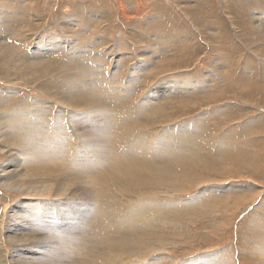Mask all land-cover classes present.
Returning <instances> with one entry per match:
<instances>
[{"label": "rangeland", "instance_id": "obj_1", "mask_svg": "<svg viewBox=\"0 0 264 264\" xmlns=\"http://www.w3.org/2000/svg\"><path fill=\"white\" fill-rule=\"evenodd\" d=\"M239 1L33 0L29 1V6H26L30 11L33 12L32 14H30V18L34 19V16L38 14L37 16H39V21H41V23L43 21L42 25H40V28L32 33L30 42L33 43L32 40H34V43H30L28 47L39 46L38 36L41 37L42 35V38L45 39V36H48V34L52 35L51 32L53 31L55 32L54 41H56L55 39L59 37L60 38L57 39V41L63 37L64 40L63 38L62 40L66 41L67 45L71 47L70 48L66 44H62L63 47L60 48V50H54V44L45 43L44 52H41L43 54L39 56L42 58L39 59V57L33 56V58L31 57L28 59V61L38 59L39 63L44 60L45 65L46 62H50L46 61L48 55V52L46 51L48 49H52L55 51L52 52L53 56L49 57L54 62L53 65H51V63L46 65V68L49 71L46 76V80H49L47 86L50 87V92L52 91L51 93H53L52 87L56 88V90H58L59 88L60 91L64 89L68 93L71 91L78 93L79 83L81 80H84L81 77L87 76L91 79L94 77L93 75H91V72L97 69L98 71H101L97 73L99 75H97L99 78V80L97 81L98 86L103 83L102 86L105 87L106 92H108V86L111 89H113V87H119L118 94H120L121 92L122 94H125L126 91L124 89H128L131 91H138L139 89H141L139 94H137V92H133V104L130 105L131 102H129L127 105V109L134 110L133 112H135V110L137 111V109L139 110L138 103L141 102L142 98H146V101L148 102L145 94L147 91L151 94H159V99H161L162 93L165 91L164 86L174 85L178 78V81L181 80V78L184 80L185 77L191 78L192 82H195L196 84H198L199 82L198 88L201 87V80L205 79L206 83L208 84L207 87H209L208 92H211L212 96L218 93L219 97L227 96L224 99L205 98V101L203 99H201L202 101L198 100V104L196 102L197 105L193 106L199 107L189 112H187L186 109L183 110L184 107H180L178 105L174 106V108H176L175 112L177 113L178 111V113H180V117H178V120L176 121V123H174L176 125L177 123H183L185 121L187 123L185 124L186 126H190V124L192 123H197V115H199L203 109H206V114L202 116H204V124H206V126L209 124V128L207 132H204V135L202 136V141L205 146L201 150L200 154H214L210 150L212 149L210 147L216 148L218 144H221L223 146L233 145V149L240 150L241 156L245 155V157H247V163L237 165L236 163L231 162L233 160H225V164L227 166L220 174L214 175V172L204 173L202 171H197L198 175H203L204 177L209 176L208 178H206L205 182H202L201 184L195 183L197 177L196 174H190L188 178L184 179L183 183L179 184L182 185L180 187V190L174 191L173 189H169L168 191L166 190V187H164L165 189L161 187L160 189L162 191H158L155 196H151V198L157 202L173 201L171 202L173 203L172 210L174 211V209L176 208V211H181L177 220L173 218L171 219L172 214L166 217V222H163L162 225L164 234L168 236L165 243V249L163 250V252L155 249L154 251L150 252V254L147 253L148 257H146V260L148 262L157 261L158 263L156 264H186V262L192 263L193 261H191V259H193L195 260L194 264H223V261L226 262L224 264H255L256 262V264H264V248H261L264 245V228H262L264 227V18L262 20L263 26H258L259 28L254 27L253 23L255 22V20L251 18L254 10L255 12L264 11V0ZM2 2L6 6L18 12H21L26 8L23 0H2ZM2 2L0 0V3ZM240 3H242V5ZM137 6L140 7L139 9H143L142 13L137 14V11H135L137 9ZM94 17L97 18L98 22L96 23L95 27L89 26L88 23L90 21L91 23H93ZM3 21L4 20H2L1 22L2 24L0 23V44L1 48L4 47L2 49L3 52L1 51V54L4 53V55H6V59H10L14 63H16L15 60L19 55V52L14 53V48L12 49V52L6 51L5 45L3 46L2 44V40L6 41L7 43H11L10 40H15V42L12 43L16 46H18L20 43L22 44V41H19V39L16 40L13 36H10L11 33L9 31H1V28L3 27ZM214 26L218 27L219 29L212 28ZM74 32H76L77 34ZM56 33L59 34V37ZM225 33L226 35L224 36ZM98 38L103 41H101L100 43L97 42L96 40ZM82 43H84V45ZM85 49H90L91 51H84ZM74 50H77L78 52ZM28 55H31V53L29 52ZM147 60L149 62H147ZM140 61H144V63L146 64V68L143 67L142 70H139L141 69L138 65ZM224 63L226 65H224ZM99 64L101 66H97ZM103 64L104 66H102ZM134 65L135 67L132 68V66ZM164 65L167 68L164 67ZM115 66L119 67L116 72L118 74L116 75L118 76V78L116 76H113L112 71L114 69L113 67ZM59 69H61L62 72H57V70ZM133 70H135V72ZM136 74L140 75L139 79L142 80H137V82L129 81V78L133 77ZM109 76L110 79L112 76V79L114 80H110ZM14 77V75L5 77L4 74L0 72V87L3 85L2 87L6 89V84L8 83L2 82L5 79L16 81L15 83H12V85L8 84L11 88H14L16 92L7 93L15 94L16 97L11 98L10 100L7 98L5 101L6 96L4 95V97L0 98V109L6 107V105L9 106V108H12V106L18 104L20 106L19 109H21L22 112H26L29 106L38 105L36 102L32 103V99L36 100L38 103H42L41 106H48L50 104H53L55 108H62L65 107L66 104L70 108H72L67 103L55 104L54 101L49 98V95L43 94L42 91L37 88L38 82L33 84L32 80H19L17 77ZM103 79L106 81H103ZM71 82H73V84H71ZM179 83L181 84L182 82ZM251 84L253 85V87ZM68 85L74 86L67 88ZM188 87L190 86L188 85ZM150 88L151 90L155 89L156 91H150ZM64 90L62 91L65 93ZM123 90L125 93L123 92ZM109 92L110 95L113 94V92ZM59 93L61 94V92ZM191 93V95H194V92ZM53 95L55 97H58V93H53ZM34 97L38 98L35 99ZM102 97L112 99L111 96L103 95ZM137 101L139 102L137 103ZM26 102L31 105L26 104ZM108 103L109 102H105V104ZM204 103H208L210 105H205ZM190 104H193V102H190ZM218 107L224 108V110L230 107L229 110L226 109V116L228 115L229 118L227 116L228 122H226L225 124L220 120L218 122L215 121V117H219L223 113V111H214L215 108ZM2 115L4 117L2 118V120L5 121L3 123V121L0 119V136L4 137V132L8 130L7 122L12 123V120L8 118V115L6 113ZM257 117L260 118V121L257 125L258 132L252 134L251 124L254 123L253 120L257 119ZM22 119H25L24 115H22ZM248 123L250 124L248 125ZM153 124L154 123H152L151 125ZM40 129L44 133H51V131L45 130L44 127L43 129L42 127ZM140 130L141 129H138L135 132L131 131L132 136L135 133H139ZM37 131L38 130H36V133ZM153 132L154 131H150L149 134L153 136ZM149 134H147V137ZM254 138H256L255 140L258 139V142L256 144L253 143ZM89 140L90 141L88 142L91 143V139ZM0 141V213L2 214L3 212L5 215H3L2 217L3 220L0 227L1 229L2 227L6 229H2L3 232H0V241L4 246V250L6 252L5 255H11L7 254V248H9L11 252L13 251L12 244H10L12 243V240H9V235L8 237L6 236V233H9L6 232L8 226H12L13 232L19 236H17V238L19 239L20 244H22L23 246L31 248L29 247V244H31L32 242L36 243V247L32 248L37 249L29 252L26 250L27 248H23V252L27 254L34 253L35 256H37V254L43 255V252H46V250L49 248L48 245L50 243H48V239L52 231H50L48 228H44L40 224V221L38 219L29 216L30 211H32L33 215L35 216V212L33 211L35 208H22V204L25 203L26 199L28 198L24 197L25 195H22V193H24L22 192V190L24 189H21L22 186L20 187L19 184L25 183L26 180L18 179V182L16 180L20 177V172L25 171V167L23 168L25 164L23 163L25 154L19 151L16 145H10V148L9 145H5V143L2 142L1 138ZM76 145L78 146V149L80 148L79 144L75 142L73 148L74 150ZM9 151H14L15 153H10ZM20 152L21 154L19 155ZM216 153H220V151H217ZM19 156H21L22 158ZM57 160L61 161V164L59 165H61L62 167H67V164L72 170H76L74 167V160L79 161L78 154H74L73 157L59 158ZM44 162L46 161H38L37 163L43 164ZM79 163L81 164L80 161ZM253 165L257 166L258 169H254ZM53 166L54 168L57 167L56 164H54ZM14 167L16 168V174L12 173L14 172ZM3 169H7L6 171L8 172V174ZM4 172H6V174ZM4 175L7 176V179H4ZM203 176L201 177L204 178ZM210 178H212V180H215H213L212 182ZM11 180L12 182H10ZM4 181L7 183V188L6 184H4ZM7 181H9L10 183ZM2 182L4 185L2 184ZM215 184L216 186L222 184L223 186H228L233 184V190H238L236 192H239L241 190L240 192L245 194H241L242 199L239 203H236L232 199L233 195H235L236 193L235 191H233L230 194L229 198L226 200V202L228 203L227 204L225 203L224 199H221L222 197L220 198L218 196L219 194L224 196L225 193L219 192L218 194H208L209 196H207V193L205 192L206 189H208L209 187L215 189L219 188L213 187L215 186ZM15 185L18 188L15 187ZM10 186L11 188H9ZM66 187L68 188V185ZM70 187L72 188V186ZM16 188L17 191L15 190ZM67 188L65 190L67 194L63 193L60 201L65 198L69 199V197L71 196V199H69L71 203H74L75 205L77 204L76 208H73V212L80 214L81 219L77 221L69 220V225L65 226L64 230L70 231V229H74L75 225L79 226L81 229L84 228V230L87 228L86 230L88 237H93L94 242H96L95 240L98 237L95 238V236H93L92 234L91 236L89 235L90 230H93L94 227L91 226L93 224L92 221L88 220V216L90 214L88 213V211L92 209V207L90 203L83 202L87 198V194L81 193L80 189L78 188L79 194H77V190H75L73 194L69 195ZM186 188L187 190H185ZM119 190H117V192L116 190L112 191L113 194H116L117 198L109 201L110 203L117 202V205L122 206V203L125 202V207H127L128 205L134 204L139 199V196H130L128 192L125 191V189ZM199 190H203L204 192L202 191V193L200 194H205L207 197L206 199H203V203H201V205L197 207L198 212H195L196 209H189V207L186 206V200L193 199L195 201V204H197L199 200L195 199V196L198 194ZM247 190L249 191V193ZM35 195H37L38 197L43 196L38 194ZM35 195L29 196V199L33 201L30 204V207H36L38 214L54 217L60 223L67 222L64 217L59 218L54 215L49 207L45 204V202H50L51 205V195H47L48 197L44 195L46 196L44 200L47 199L45 202L44 200L34 202L37 200ZM132 198L135 200H132ZM116 199H118V201ZM80 200L82 201V203H80ZM209 200H211V203L209 202ZM232 201L234 202V204ZM12 204L13 210H15L14 214L12 209L9 207ZM214 205L218 209L214 207ZM219 206H221L222 209ZM7 207L9 210H7ZM226 210L228 211V213L226 212ZM15 212L18 215H16ZM23 213L26 215H23ZM11 215L13 216V218ZM9 219L13 220L10 221ZM106 221L107 220L103 221L104 223H102L104 227L109 223L108 221ZM217 222L220 224H218ZM4 223L7 226H5ZM40 227L48 230L50 232L48 233L49 235H46L44 231L40 230ZM22 231H28V234L30 235H28L27 233H23ZM44 235H46V238ZM257 235L260 236L258 238H255L257 237ZM261 235H263V237ZM91 238L89 242L93 244V239ZM112 238L106 240L103 243V246ZM206 247L209 249H207ZM210 248L213 250H211ZM68 249L71 250L70 245H68ZM249 249H251L250 252H248ZM252 249L254 251H252ZM256 250L259 251L257 252ZM209 253H211V255ZM220 253L221 256L223 255L222 257L218 256V254L220 255ZM259 253L261 254V256H259ZM213 254L215 257L213 256L212 258L211 256ZM199 256H203L202 259ZM123 259V263L120 262V258L108 264H115L116 262V264H129L135 263L138 260V258L136 257H123ZM258 261L260 262L258 263Z\"/></svg>", "mask_w": 264, "mask_h": 264}, {"label": "bare ground", "instance_id": "obj_2", "mask_svg": "<svg viewBox=\"0 0 264 264\" xmlns=\"http://www.w3.org/2000/svg\"><path fill=\"white\" fill-rule=\"evenodd\" d=\"M29 1H33V0H28V1L23 0L25 7L29 6ZM0 4H1L0 5V9H1L0 10V23L2 22V20H4L1 31H4V30L6 32L9 31L11 33L10 36H13L16 40L19 39V41H22V44L20 43L18 46H16L15 44H13L15 40H10L11 43H7L6 41L2 40V44L3 46L5 45L6 51L12 52V49L14 48L13 52L14 53L19 52V55L17 56L15 60L16 63L11 61L10 59H6V55H4V53L1 54V51L4 47L1 48V44H0V72L4 74L5 77L9 75L11 76L14 75L19 80H28V81L32 80L33 84L38 82L37 88L40 89L43 94L49 95V98H51L55 104L56 103L58 104L67 103L72 107L70 108L66 104H65V107H62V108H57V107L55 108L53 104H50L48 106H41L42 103H38L36 100L32 99V103L36 102L38 105L29 106L26 112L25 111L22 112V110L19 109L20 106L18 104H15V106H12V108H9V106L6 105V107L2 108L4 110L0 109V112H1L0 119L1 120L2 118H4L2 115L4 113H6L8 115V118L12 120V123L7 122L8 130L4 132V137L0 136L2 142L5 143V145L6 144L9 145L10 148H11L10 145L12 146L16 145L17 149H19V151L25 154V157L23 158L24 159L23 163H25L23 168L25 167V171L20 172L21 175L19 178H17L16 176L17 182H18V179L26 180L25 183L19 184L20 187L22 186L21 189H24L22 190V192H24L22 193V195H25L24 197L28 198L26 199L25 203L22 204V208L24 209L25 208H29V209L35 208L33 210L35 212V216L33 215L32 211H30V213L28 212L29 216L34 217L35 219H38L40 221V224L44 228H48L53 233L52 234L48 230L40 227V230L44 231L46 235H49L48 233H50V236L48 239L49 240L48 243L50 244L48 245L49 246L48 249L46 247L47 250L45 249L46 252H43V255L37 254V256H35L34 253L27 254L23 252L22 249L27 248L26 250L29 252L32 250H35L37 248H32V247H36V243H33L31 241L32 243L29 244V247L31 248H28L27 246H23L22 244H20V241L17 238L18 235L13 232L12 226H8L6 232H9V233H6V236L8 237L9 235V240L10 239L12 240V243H10V241L9 243L12 244L13 251L11 252L10 249L7 248V254H11L9 255L10 257L7 255L9 257L8 258L5 255L6 252L4 250V246L0 241V264H108L120 258H121L120 262H122L124 260L123 257L138 258V260L135 263H129V264H156L158 263L157 261L148 262L146 260V257H148L147 253L150 254V252L154 251L155 249H158L159 251L163 252V250L165 249L166 239L168 238V236L164 234V230L162 228L163 222L165 223L166 217H168V215H171V214H172L171 219L173 218L177 220L181 210H179V212L176 211V208L174 209V211L172 210L173 203L171 202L173 201H163L162 200L163 202H157V201H154V199H152L151 196H155L158 193V191H162L160 189L161 187L162 188L166 187V190L168 191L169 189H173L174 191L180 190L181 189L180 187L182 185H179V184L183 183L184 179L188 178L190 174H196L197 177H196L195 183L201 184L202 182H205L206 178H208L209 176L204 177L203 175H198L197 171L198 172L202 171L204 173L214 172L215 173L214 175L220 174L221 172H223V169L226 168L227 166L225 164L226 162L225 160H233L231 162L236 163L237 165L247 163L246 162L247 157H245V155L241 156L240 150L233 149L234 148L233 145L223 146L221 144H218L216 148L210 147L212 148L210 150L214 154L212 153L200 154L201 150L205 146L202 141L203 139L202 136L204 135V132H207L209 128L208 127L209 124L207 126L206 124H204V119H203L204 116H202L206 114L207 110L203 109L202 112L199 115H197L196 117L198 118L197 123H192L190 124V126H186L185 124L187 123L184 121L183 123H177L175 125L176 121L178 120V117H180V113H178V111L177 113L175 112L176 108H174V106L178 105L180 107H184L183 110L186 109L187 112H189L199 107V106L198 107L193 106V105L198 104V100L203 99L205 101V98H211V99L212 98L213 99L223 98L224 99L227 96L219 97L218 96L219 93L212 96L211 92H208L209 87H207L208 84L206 83L205 79L201 80L200 82L201 87L198 88L199 87L198 81H197L198 84H196L195 82H192L191 78L185 77L184 80L181 78V80L179 81H178L179 79L178 78L177 81L174 83V85L164 86L165 91L162 93L161 99H159L160 97L159 94L155 95L154 93L151 94L147 91L145 94L148 99V102L146 101V98H142L140 103H138L139 101H137L139 110L137 109V111L135 110V112H133L134 110L127 109L128 108L127 105L129 102H131L130 105L133 104V100H132L133 92H137V94H139L141 89H139L138 91L137 90L131 91L128 89H124L126 91L125 93L123 90L125 94H122V92L118 94L119 87L118 88L113 87V89H111L108 86V92H106L105 87L102 86L103 83L98 86L97 81L99 80L98 78L99 75L97 73L101 71L100 70L98 71L96 69L97 71L94 70L91 72V75L94 76L93 78L90 79L87 76L81 77L84 80H81L82 82L80 81L79 83L78 93L74 91H71L68 93L67 91L62 89L65 91L64 93L62 90L60 91L59 88L58 90H56V88L52 87L53 93L54 94L58 93V97H55L53 93H51L52 91L50 92V87L47 86L49 80H46V76L49 71L46 68V65L49 63L53 65L54 62L51 60V58H49L53 56L52 52H55L54 50H60V48L63 47L62 44L67 45V42L63 41L64 40L63 37H62L63 40L61 38L60 40L57 41V39L60 38L58 36L59 34L57 33L56 34L59 38L55 39L56 41H54L55 32L53 31L51 32L52 35L48 34V36H45V39L42 38V35L41 37L38 36L39 46L28 47V45L32 43L30 42L32 33H34L40 28V25H42L43 21L42 23L41 21H39V16H37L38 15L37 13H35L37 15L34 16V19L30 18L31 17L30 14H32L33 12L30 11L28 7L23 9L21 12H18L6 6L3 2ZM240 4L242 5V3ZM136 8L137 9L135 11H137V14L142 13L143 9H139L140 8L139 6H137ZM263 15H264V11L255 12L254 10V13L251 16V18L255 20V22L253 23L254 27L259 28L264 25V24L262 25V20L264 18ZM97 22H98L97 18L94 17L93 23H91L90 21L88 25L95 27ZM212 28L216 29L218 27L214 26ZM225 35L226 33L224 34V36ZM32 41L34 43V40ZM96 41L100 43L103 40H100V38H98ZM45 43L54 44V50L48 49L46 51L48 52L46 61H50V62L49 63L46 62L44 65V60L40 63L38 59L28 61V59L31 57L33 58V56L39 57L43 54L41 52H44ZM82 44L84 45V43ZM88 50L90 49H85L84 51H88ZM74 51L78 52L77 50H74ZM29 52L31 53V55H28ZM40 58L42 57H39V59ZM147 62L149 61L147 60ZM138 65L141 68L139 70H142L143 67L146 68V64L144 63V61L143 62L140 61ZM224 65L226 64L224 63ZM97 66H101V65L99 64ZM102 66H104V64ZM134 67L135 65L132 66V68ZM164 67L166 66L164 65ZM113 68L114 69L112 72H113V76L115 77L116 75H118L116 72L119 67L115 66ZM133 71L135 72V70ZM224 71H225V68H224ZM57 72H62V71L61 69H59L57 70ZM116 77L118 78V76ZM139 78H140V75L136 74L133 77L129 78V81L137 82V80H142ZM109 79H110V76H109ZM111 79H112V76H111ZM103 81H106V80L103 79ZM2 82L12 85V83H15L16 81L5 79ZM179 82H182V83L180 84ZM8 84H6V89L2 87L3 85L0 87L1 88L0 98L4 97L5 95L6 96L5 101L7 98L10 100L11 98L16 97L15 94H7L9 92L11 93L16 92V90H14V88H11ZM71 84H73V82H71ZM188 85L190 87H188ZM73 86L68 85L67 88H70ZM9 89L14 90V91H10ZM75 89H76V86H75ZM149 90L156 91L155 89L151 90V88ZM109 91H111V93L113 92V94L110 95ZM59 92H61V94ZM191 92H194V95H191L192 94ZM103 95L111 96L112 99L103 98L102 97ZM137 100H138V97H137ZM105 102H109V103L105 104ZM190 102H193V104H190ZM26 104L28 103L26 102ZM206 104L210 105L208 103ZM28 105H31V104H28ZM218 108H215L214 111H223V113L221 116L215 117L216 118L215 121L218 122L220 120L225 124L226 122H228L227 120L228 115L226 116V114H227V110H229L230 107L226 108L227 110L226 109L224 110V108H219V109ZM22 115H24L25 119H22ZM259 121H260L259 117L253 120L254 123L251 124L252 134L258 132L257 125ZM222 122H219V123H222ZM152 123L154 124L151 125ZM249 124L250 123H248V125ZM10 125H13V126H10ZM41 127L42 129L44 127L45 130L51 131V133L50 132L44 133L43 131H41L40 129ZM138 129H141L140 132L135 133L132 136L131 131L135 132ZM36 130H38L37 133H36ZM150 131H154L152 133L154 134L153 136L149 134ZM147 134H149L148 137H147ZM256 138L253 139L254 140L253 143L255 144L258 142L257 141L258 139L255 140ZM89 139H91V143L88 142L90 141ZM75 142L79 144L80 146L79 149L77 145L75 147V150L73 149ZM217 151H220V153H216ZM11 152H14V151H11ZM21 152L19 153V155L21 154ZM74 154H78V159L81 162L80 164L78 160H74V167L76 170H72L71 168H69L67 164H66L67 167H64V166L62 167L61 165H59L61 164V161L57 159L73 157ZM14 159H15V156H14ZM7 161H10V160H7ZM38 161H42V162L46 161V162H44L43 164H38L37 163ZM54 164L57 165L56 168H54L53 166ZM10 169H13V168H10ZM254 169H258L257 166H254ZM15 170L16 168L14 167L13 169L14 172L12 171L11 172L14 174ZM19 171H22V170H19ZM6 172L4 173L6 174ZM201 176H203L204 178H202ZM3 177L4 179L5 178L7 179L6 175H4ZM210 179L212 180V178ZM10 182H12V180ZM4 184H6V188H7V183L5 182ZM67 185H68V188L66 187ZM232 185L233 184L228 185V186L227 185L223 186L222 184V185L216 186L215 184V186L213 187H219V188L215 189V188L209 187L208 189H206L205 192L207 193V196L214 195L216 193L218 194L219 192L225 193L224 196L221 194H219L218 196L220 198L222 197L221 199H224L225 203H227L226 200L229 198L230 194L233 191L235 192L238 191L236 189L233 190L232 188L234 187ZM11 186L9 188H11ZM70 186H72V188ZM1 187H4V186H1ZM15 187L17 186L15 185ZM17 188L15 189L16 191H17ZM66 188H67L69 195L73 194L75 190H77L76 193L79 194L78 188L80 189L81 193L87 194V198L83 202L90 203L92 209L88 211V213H90L88 216V220L92 221V223L94 224V225L93 224L91 225L94 228L93 230H90L89 235L91 236L92 234L93 236H95V238L98 237L95 240L96 242H94L93 237L92 238L88 237L87 230H86L87 228L84 230V228L81 229L79 226L75 225L74 229L72 230L70 229V231L64 230L65 229L64 227L69 225V220L77 221L81 219L80 214L73 212V208H76L77 204L75 205L74 203H71V201L69 200L71 199L70 198L71 196L69 197V199L65 198L62 201H60L62 194L66 193L65 191ZM21 189H20V192H21ZM119 189H125V191L128 192L130 196L131 195L139 196V199L136 202L134 201L135 202L134 204L128 205L127 207H125V204H124L125 202L124 203L121 202L122 206L117 205L118 204L117 202L110 203L109 201L117 198L116 194H113L112 191L116 190L117 192V190ZM185 190H187V188ZM202 191L203 190H199L198 194L195 196L196 197L195 199L199 200L197 204H195V201L193 199L186 200L187 201L186 206L189 207V209H196L195 212H198L197 207L201 205V203H203L202 200L206 199L207 197L205 194H200L202 193ZM240 191L236 192L235 195H233L232 197L233 201L236 203H239L240 200L242 199L241 194H245ZM35 194L43 195V196L38 197ZM34 195L36 196V199H37L34 202H37L39 200H44L47 195H51V205L49 201H48L49 203L45 202L47 199L44 200L45 204L49 207V209L54 215H56L59 218L64 217L67 220V222L60 223L54 217L38 214L36 207H30V204L33 201L29 199V196H34ZM145 196H149V197H145ZM116 200L118 201V199ZM132 200H135V199L132 198ZM210 201L211 200H209V202ZM80 203H82L81 200H80ZM215 205L214 207L217 206ZM12 206L13 204L9 207L12 209L13 214H14L15 210H13ZM84 207H85V204H84ZM219 207L221 208V206ZM7 210H9L8 207H7ZM226 212L228 213L227 210ZM3 215L4 213L2 212L1 218H0V225L3 220L2 219ZM16 215L18 214L16 213ZM23 215H26V214L23 213ZM105 220H107L109 223L108 225L106 224L107 226L104 227L102 223H104L103 221ZM5 226L7 225L5 224ZM2 229L4 228L2 227ZM2 229L0 227V232H3ZM23 233L28 234V231H25ZM46 235H44L45 238H46ZM259 236L260 235H257V237L255 238H258ZM261 236L263 237V235ZM90 238L93 239V244L89 242ZM110 238L112 239L107 241L105 245L103 246V243ZM255 238H252V239H255ZM263 244H264V241H263ZM17 245H21L22 247L17 246ZM68 245L71 246V250L68 249ZM263 246L261 248H264ZM250 250L251 249L247 251L250 252ZM252 251L254 250L252 249ZM209 254L211 255V253ZM213 256L214 254L211 257L213 258ZM218 256H221V253L220 255L218 254ZM259 256H261L260 253H259ZM202 257L200 258L202 259ZM191 261L193 262L192 263L186 262V264L187 263L194 264L195 260L191 259ZM259 262L260 261H258V263ZM224 263L226 262L223 261V264ZM125 264H128V263H125Z\"/></svg>", "mask_w": 264, "mask_h": 264}]
</instances>
